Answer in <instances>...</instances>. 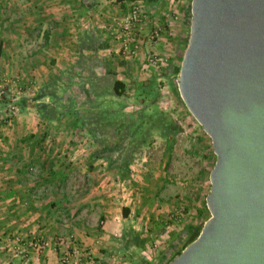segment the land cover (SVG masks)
<instances>
[{"label": "crops", "instance_id": "0c3cea01", "mask_svg": "<svg viewBox=\"0 0 264 264\" xmlns=\"http://www.w3.org/2000/svg\"><path fill=\"white\" fill-rule=\"evenodd\" d=\"M141 1L144 11L167 6L164 0ZM131 3L0 0V78L16 79L22 88L15 116L0 117V264H58L62 253L77 245L90 253L81 258L83 264L167 261L169 243L154 252L151 248L154 209L148 198L136 215L127 203L112 208L106 181L114 170L96 161L78 166L70 156L64 162L65 144L82 139L78 129L84 120L54 109L64 95L80 104L92 96L88 76L97 75V59L116 45L113 32ZM7 102L1 100L0 109ZM18 234L48 240L50 246L25 247L27 257L16 255L8 242Z\"/></svg>", "mask_w": 264, "mask_h": 264}, {"label": "rangeland", "instance_id": "374dc122", "mask_svg": "<svg viewBox=\"0 0 264 264\" xmlns=\"http://www.w3.org/2000/svg\"><path fill=\"white\" fill-rule=\"evenodd\" d=\"M141 9L146 24L133 28L137 52L127 55L115 42L97 59V75L88 76L94 84L92 96L80 104L64 95L54 109L56 114H79L84 120L78 129L82 139L77 136L65 144L64 162L70 156L78 166H93L96 161L114 170L106 181L110 207L127 203L136 215L137 209L145 208L143 198H148L154 209L151 248L154 252L169 243L167 264L210 216L205 197L216 156L210 137L187 109L177 84L189 38L190 3L159 4L152 12ZM154 30L159 32L155 39L151 37ZM117 79L125 84L122 97L113 94Z\"/></svg>", "mask_w": 264, "mask_h": 264}, {"label": "water", "instance_id": "95a60500", "mask_svg": "<svg viewBox=\"0 0 264 264\" xmlns=\"http://www.w3.org/2000/svg\"><path fill=\"white\" fill-rule=\"evenodd\" d=\"M177 84L216 159L210 216L167 264H264V0H191Z\"/></svg>", "mask_w": 264, "mask_h": 264}, {"label": "built area", "instance_id": "2783aa9c", "mask_svg": "<svg viewBox=\"0 0 264 264\" xmlns=\"http://www.w3.org/2000/svg\"><path fill=\"white\" fill-rule=\"evenodd\" d=\"M170 6L175 7L179 3H186L190 0H164ZM131 8L129 9L127 15L121 19L118 23V28L113 32V38L116 42H119V45L123 52L127 55H133L138 50L137 41H135V36L133 28L137 27L142 29L145 27L146 20L143 18L142 14V1L134 0L131 3ZM158 30H154L151 37L153 39L158 37ZM22 91L21 85L17 82L16 79H4L0 78V101L7 99L5 109H0V117L6 121L11 119L17 113V107L15 105V98ZM9 96V97H8ZM32 171H35V168H31ZM72 235L69 236L68 240L72 239ZM9 248L12 253L16 255L27 257L28 253L25 250V247L32 248L34 250L40 251L44 248L50 246L48 240H43L36 236H25L23 234H18L14 238L9 240ZM88 250L80 245H77L73 250L66 249L60 257V262L58 264H69L72 261L73 264H83L81 258L83 255L85 257L89 256Z\"/></svg>", "mask_w": 264, "mask_h": 264}, {"label": "trees", "instance_id": "16d2710c", "mask_svg": "<svg viewBox=\"0 0 264 264\" xmlns=\"http://www.w3.org/2000/svg\"><path fill=\"white\" fill-rule=\"evenodd\" d=\"M144 1H146V2H153V1H158V0H144ZM124 87H125V84H124L123 81L118 80V79L115 80L113 82V84H112L113 94L115 96L122 97L123 96V92H124ZM103 156H104V154L103 155L102 154H99L97 157H103ZM127 211L128 210H125V208L122 209V213H123L124 216L127 215ZM199 231L195 232V234H193L191 236V238L189 239V243L192 242L197 237ZM178 253H180V251Z\"/></svg>", "mask_w": 264, "mask_h": 264}]
</instances>
